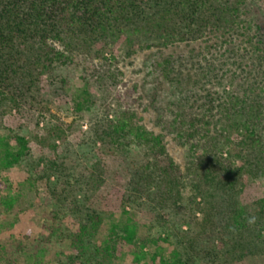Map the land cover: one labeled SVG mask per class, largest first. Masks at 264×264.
<instances>
[{"label": "trees", "instance_id": "trees-1", "mask_svg": "<svg viewBox=\"0 0 264 264\" xmlns=\"http://www.w3.org/2000/svg\"><path fill=\"white\" fill-rule=\"evenodd\" d=\"M254 5L252 0H0V264H24L28 259L30 264H53V257L44 259L41 245L54 241L68 251L62 252L65 264H122L125 248L131 264H194L197 256L211 264H224L236 256L248 258L249 264H264V248L259 247L264 245V198L244 206L235 196L243 173H264V18L248 16ZM213 27L221 30L219 56L227 53L229 59L235 58L240 71L250 74L261 87L243 90L232 95L228 104L218 105L225 110V120L209 139H205L208 128L203 125L209 124L208 114L216 105L213 97L206 95L202 105L179 96L160 110L171 115L172 129L189 143L185 172L166 152L161 136L134 123V114L128 110L109 104L89 129L91 148L101 142L126 156L130 176L123 206L143 200L157 213L160 226H165L163 235L152 234L153 223L139 224L129 216L115 222L112 214L80 206L76 194L70 197L65 187L57 189L74 176L68 157L33 158L22 128L12 129L1 122L12 109L21 112L30 99L36 101L40 76L61 77L65 86L67 80L59 71L74 66L82 80L73 97L74 121L48 130L54 140H64L76 121L99 108L92 87L102 86L103 77L94 58H104L103 53L118 44L134 50L197 40ZM97 44L102 46L94 50ZM153 68L177 81L178 72L169 59ZM233 132L240 139L224 156ZM23 163L27 175L14 192L11 177L3 173ZM40 165V174L31 171ZM99 166V162L92 164L88 172L95 185L101 182ZM38 179L45 180L50 189L51 205L42 222L47 233L40 240L30 232L1 236L22 210L20 199L26 195L22 188H35ZM65 208L73 215L74 230L64 224ZM168 209L179 211L181 224L198 211L205 214L187 242L173 238L175 224L160 221V212ZM10 214L12 221L5 219ZM30 239L33 249L27 244ZM184 243L188 251L182 250Z\"/></svg>", "mask_w": 264, "mask_h": 264}, {"label": "rangeland", "instance_id": "rangeland-1", "mask_svg": "<svg viewBox=\"0 0 264 264\" xmlns=\"http://www.w3.org/2000/svg\"><path fill=\"white\" fill-rule=\"evenodd\" d=\"M252 3L255 4L254 10L249 11L248 16L261 20L264 18V0H252ZM220 32L221 30L217 31L213 27L197 40H182L167 45L155 44L151 47L137 46L134 50H128L125 44H118L112 50L107 49L103 53L106 60L102 57L94 58V64L103 77L102 86L93 85L92 87L99 108L96 111L93 110L92 116L87 114L83 119L76 121L74 131L69 133L64 140H54L48 130L55 125L64 128L74 121L73 97L78 88L82 86L79 68L74 66H68L59 71L67 80L65 86L61 82V77L55 79L47 75L40 76L39 92L35 93L36 101L30 99L21 112L12 109L3 116L1 122L12 129L22 128V132L30 140L33 158L42 157L45 160H53L64 154L68 157L70 160L68 169L73 172L74 176L68 178L69 184L68 182L59 183L57 189L65 187L71 194L70 197L76 194L80 200V206H85L105 216L112 214V220L115 222H123L126 216H129L139 224L153 223L152 234L163 235L165 226H160L156 221L157 213L143 203V200L138 205L123 206L122 198L130 176L126 156L119 150L103 145L101 142H97L91 148L89 129L95 116L102 115L105 106L109 104L120 111L128 110L129 114H134V123L161 136L166 152L185 172L190 159L189 143L180 139L177 132L172 129L169 123L171 115L160 110L167 108L169 102L179 96L184 97L187 102L202 105L207 102L206 95L213 97L216 105L208 114L209 124L203 125L208 128V131L203 133L205 139H209L219 132L225 120V110L220 109L218 105H224V102L228 104L232 95L241 94L243 90L248 91L250 88L259 89L261 87L258 81L255 82L250 77V74L240 71L235 58L229 59L226 57L227 53L225 56H219L223 51L218 47L217 37ZM101 46L102 44H97L93 49L98 50ZM203 56L209 61L206 62ZM166 59L172 62L178 72L176 73L177 81L176 79L170 81L154 70L155 63L162 62L163 64ZM40 98L41 102L37 104ZM40 114L42 117L37 124ZM222 116H224L223 119ZM239 139L237 132L229 136L228 145L224 147V156ZM96 162L100 163L99 168L102 171L99 185H95L94 179L88 177L90 166ZM236 164H240V161L238 160ZM42 168L43 165H40L31 171L40 174ZM26 170L27 166L23 163L3 173L11 177L14 192H17L19 183L26 177ZM188 185L187 183L186 190H188ZM22 189L26 194L20 199L19 207L22 210L18 214L17 221L12 226H7L1 236L7 237L10 233L30 232L32 238L40 240L47 233L42 227V222L51 205L50 189L46 181L42 179L36 181L35 188ZM235 196L238 203L244 206L264 198V173H243L236 186ZM123 210L127 212V215L123 213ZM65 211L68 213V208H65ZM178 212L176 209L161 211L162 218L159 219L175 224V227L172 225V230L176 233L173 238L176 240L183 238L187 242L186 239L197 231L196 225L201 223L205 214L198 211L190 215L187 223L181 224ZM12 216L10 214L5 219L12 221ZM63 218L64 224L74 230L73 215L68 213ZM226 238L225 236V242H227ZM33 243L31 239L27 241V244H31V249H33ZM220 243L218 240V244ZM41 246L44 247L46 261L53 257V264H65L66 257L62 255V252L67 254L68 251L63 244L54 241L53 243H42ZM182 246V250L188 251L186 243ZM259 247L263 249L264 245L259 244ZM55 253L59 255L54 256ZM24 264H30V260L28 259ZM122 264H131L128 248H125L123 252ZM194 264L211 263L197 256ZM224 264H249V259L236 256Z\"/></svg>", "mask_w": 264, "mask_h": 264}]
</instances>
